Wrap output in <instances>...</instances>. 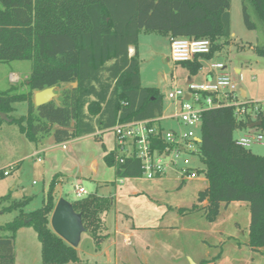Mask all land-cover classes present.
Segmentation results:
<instances>
[{
    "label": "trees",
    "instance_id": "1",
    "mask_svg": "<svg viewBox=\"0 0 264 264\" xmlns=\"http://www.w3.org/2000/svg\"><path fill=\"white\" fill-rule=\"evenodd\" d=\"M241 2L247 29L264 32V0ZM230 10L231 0H0V62L32 64L25 83L27 92H20L18 86L0 92V113L18 124L34 144L45 135L62 144L110 131L117 124L155 121L162 116L163 97L158 89L142 87L139 53L130 55L131 48H138L140 33H157L170 40L209 39L212 50L205 59L210 60L231 41ZM255 51L264 58L263 46ZM181 65L191 75L202 68L199 58ZM52 87L61 88L58 102L36 107L35 94ZM21 102L27 104V115L17 119L14 105ZM247 108L250 113L240 118L233 106L203 114L198 157L205 167L207 187L199 192L194 208L207 202L202 209L213 221L222 204L246 203L250 209L249 246L260 252L264 249V156L240 146L234 133L260 123L252 129L264 134V110L254 103ZM153 148L165 145L158 140ZM118 149L104 157L106 165L115 168L116 179L141 178V161L131 156L121 162ZM57 184L55 176L42 208L30 213L23 209L29 203L27 198L11 200L9 195L0 200V204L10 202L4 213L20 212L13 222L0 226V231L10 233L0 236V264H15V234L24 227L37 233L42 264H86L77 249L51 227ZM114 205L113 197L95 193L72 203L96 249L108 237L103 215Z\"/></svg>",
    "mask_w": 264,
    "mask_h": 264
},
{
    "label": "rangeland",
    "instance_id": "2",
    "mask_svg": "<svg viewBox=\"0 0 264 264\" xmlns=\"http://www.w3.org/2000/svg\"><path fill=\"white\" fill-rule=\"evenodd\" d=\"M231 41L217 53L214 61L223 63L227 73L239 87L248 92V104H256L264 110V58L255 47H264V32L252 31L244 24L241 0H231ZM225 44L224 41H221ZM141 84L144 88L158 89L163 97V114L174 113L170 92L184 89L190 77L187 68L169 61L170 39L157 33L142 31L138 42ZM209 63H204L205 69ZM32 64L29 61L0 62V92L20 87L27 92V82ZM240 71V73L237 72ZM160 77L164 84L160 85ZM201 83L203 76H196ZM61 88H58L60 92ZM15 118L27 115V104L14 105ZM250 113V110H249ZM255 118V114L252 115ZM165 130H176V123L161 121ZM201 128L195 129L201 135ZM252 136L263 135L261 142L247 148L253 154L264 156V134L253 130ZM246 133L237 130L234 139L239 141ZM37 149H46L41 163L33 157L36 145L20 131L18 124L0 123V173L15 167L9 177L0 178V200L29 199L23 208L30 213L42 208L47 189L57 175L60 183L56 200L69 203L79 200L76 187H83L87 196L96 193L113 197L115 206L106 222L109 239L96 250L95 241L89 232L81 236L77 248L79 258L86 264H264V249L254 251L249 246L250 209L244 202L221 205L220 213L213 221L198 205L199 192L207 181L204 165L197 156H188L190 166L198 169L197 177L182 181L174 168L167 169L162 177L149 180L147 172L141 178L116 180L114 168L108 167L103 157L102 140L86 137L72 141L64 149L52 137L45 135ZM110 152L114 149L111 132L102 136ZM183 164L184 158L178 160ZM180 165V166H181ZM202 171V172H200ZM86 196V197H87ZM10 202L0 204V226H5L19 216V211L4 213ZM130 234L131 241L125 247L123 236ZM122 234V235H123ZM0 231V236H9ZM117 241V244L115 242ZM15 264H42V246L36 231L24 227L15 234Z\"/></svg>",
    "mask_w": 264,
    "mask_h": 264
},
{
    "label": "built area",
    "instance_id": "3",
    "mask_svg": "<svg viewBox=\"0 0 264 264\" xmlns=\"http://www.w3.org/2000/svg\"><path fill=\"white\" fill-rule=\"evenodd\" d=\"M212 43L209 39H189L176 37L170 40V60L175 64L194 62L197 58L205 59L211 54ZM132 56V50L130 49ZM209 62L210 72L206 81L196 83L188 82L184 89H177L169 93L168 98L174 102H180L178 122L180 129L177 131L165 130L155 125V121H141L127 124H117L110 131L115 136V141L122 154L118 159L122 162L125 158L135 156L142 163L143 173L147 172L149 180L162 177L166 170L173 167L184 181L197 177L198 169L190 166L188 156H197L201 138L195 129L201 127L203 114L210 110L223 106H233L240 118L249 113L247 104L241 96L237 84L225 71L226 66L221 62H215L214 58ZM252 132L237 141L240 146L248 148L254 142H261L263 135L252 136ZM162 140L165 148H153L155 141ZM66 149V145H62ZM39 153L34 157L41 162ZM184 158L183 164L179 159ZM199 158V157H198ZM181 165V166H180ZM10 172L0 173V177H9ZM79 199L86 197V190L76 187Z\"/></svg>",
    "mask_w": 264,
    "mask_h": 264
},
{
    "label": "water",
    "instance_id": "4",
    "mask_svg": "<svg viewBox=\"0 0 264 264\" xmlns=\"http://www.w3.org/2000/svg\"><path fill=\"white\" fill-rule=\"evenodd\" d=\"M54 90L55 88L52 87L37 92L34 96L36 107H41L51 102L55 98ZM0 119L12 122L4 113H0ZM258 126H260V123L253 124L251 128ZM51 227L60 238L75 249L78 248L81 236L85 232L81 214H77L72 204L64 199L59 200L56 204L51 218Z\"/></svg>",
    "mask_w": 264,
    "mask_h": 264
},
{
    "label": "crops",
    "instance_id": "5",
    "mask_svg": "<svg viewBox=\"0 0 264 264\" xmlns=\"http://www.w3.org/2000/svg\"><path fill=\"white\" fill-rule=\"evenodd\" d=\"M131 50H132V54H135V52L136 51H138V53H139V50H138V48L136 49V48H131ZM169 61H171L170 60V57H169V59H168ZM199 62L202 64V68L198 71V73L196 74V75H191V73H190V71H189V75H190V77L188 78V81H187V83L188 82H190V80H193V81H195L196 82V76H199V75H201V76H203V80H202V82L203 81H206L209 77H211V75L209 74V72H210V68L208 67V68H206L205 69V67H204V63H209L208 61H207V59H199ZM179 65H181V64H179ZM226 69H227V67H226ZM226 71V70H225ZM227 72V71H226ZM237 72L238 73H240V71L239 70H237ZM187 83H186V85H187ZM164 84V79H162V77H160V85H159V87H161L162 85ZM237 84V83H236ZM186 85H185V87H186ZM72 87H75V85H71ZM237 86H238V84H237ZM64 87H67V86H64ZM238 88H239V91H240V96H241V98H242V100H247V98H248V92L244 89V88H241V87H239L238 86ZM54 93H55V98L53 99V100H55L56 102H58V98H59V93L60 92H58V88H55V90H54ZM172 103H173V106H174V113H173V115H171V116H164V114L162 113V116L161 117H159L158 119H156L155 120V125H157V126H160V127H162L161 126V121H163V120H170V121H174L175 123H176V130H179L181 127H180V125H179V122H178V119H177V117H178V114H179V112H180V102H174V101H172ZM163 111H164V109H163ZM11 123V122H10ZM163 128V127H162ZM164 129V128H163ZM242 131H244L245 133H246V135L248 134V133H250V132H253V129L251 128L250 130H242ZM108 132H111V131H106V132H97L96 134H93V135H90V136H87V137H95V138H98V139H101L102 140V148L104 149V153H105V155H107L108 153H110V152H113V151H115V150H117L118 149V147H117V144H116V141H115V136H114V134L111 132V134L114 136V143H115V145H114V149L113 150H111L110 152H108V150H107V148H106V146H105V144H104V142H103V139H102V136L103 135H105L106 133H108ZM50 137H52V136H50ZM83 138H86V137H83ZM43 139L44 138H42L41 139V141L38 143V144H35L36 145V152L35 153H39V157H42V155L45 153V150L46 149H48V148H46V149H42V150H39V149H37L38 148V146L39 145H41V143H42V141H43ZM52 139H53V137H52ZM78 139H82V138H76V139H73V140H71V141H68V142H65V143H62V145L63 144H65V145H67V144H69V143H71L72 141H75V140H78ZM53 141H54V139H53ZM55 142V141H54ZM56 143V142H55ZM56 144H58V143H56ZM67 149V148H66ZM118 151H119V154L121 155L122 154V152H121V150L120 149H118ZM34 153V154H35ZM105 155H104V157H105ZM104 157H103V160H104ZM32 158H34L35 160H36V157H34V155H33V157ZM37 161V160H36ZM43 161V160H42ZM41 161V162H42ZM38 162V161H37ZM41 162H38V163H41ZM106 164V163H105ZM111 168H114V167H111ZM171 168H173V167H171ZM170 169V168H169ZM114 171H115V168H114ZM175 171H177V170H175ZM178 172V171H177ZM179 173V172H178ZM180 174V173H179ZM58 176V184H57V187H56V192H57V188H58V185H59V183L61 182L60 181V175H57ZM116 178V177H115ZM130 179H135V178H130ZM181 179H182V181L183 182H185L184 180H183V178L181 177ZM116 180H126V179H116ZM207 181V180H206ZM207 187V186H206ZM205 187V188H206ZM203 191V190H202ZM56 192H55V196H56ZM96 194V193H95ZM56 203H58V201L56 200ZM115 206V205H114ZM113 206V207H114ZM203 207L202 208H204V207H206L207 206V202L206 203H204L203 205H202ZM225 207H227V206H225ZM112 210V209H111ZM110 210V211H111ZM204 210V209H203ZM109 211V212H110ZM109 212H107L106 214H104L103 215V220L105 221V224H106V227H107V222H106V218H107V216H108V214H109ZM106 234L108 235V237H107V239L104 241V243L103 244H105V242L109 239V233H108V227H107V231H106ZM123 233L121 232V231H118V232H116V235L117 236H123V240H124V244H125V247H127V246H129V245H131L130 244V241H131V235L130 234H123ZM102 244V245H103ZM115 244H117V241L115 242ZM102 245H101V247H102ZM101 247L99 248V249H96V250H100L101 249ZM263 250V249H262ZM261 250V251H262ZM260 251V252H261Z\"/></svg>",
    "mask_w": 264,
    "mask_h": 264
}]
</instances>
